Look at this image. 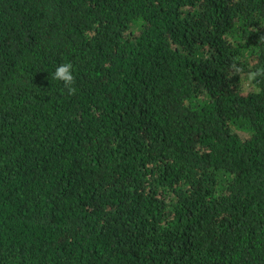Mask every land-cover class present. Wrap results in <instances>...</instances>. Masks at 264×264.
I'll use <instances>...</instances> for the list:
<instances>
[{
	"label": "trees",
	"instance_id": "1",
	"mask_svg": "<svg viewBox=\"0 0 264 264\" xmlns=\"http://www.w3.org/2000/svg\"><path fill=\"white\" fill-rule=\"evenodd\" d=\"M261 37L264 0H0V264H264Z\"/></svg>",
	"mask_w": 264,
	"mask_h": 264
},
{
	"label": "clouds",
	"instance_id": "2",
	"mask_svg": "<svg viewBox=\"0 0 264 264\" xmlns=\"http://www.w3.org/2000/svg\"><path fill=\"white\" fill-rule=\"evenodd\" d=\"M261 39H264V37H261ZM236 71L239 72L240 69L237 68ZM51 75L53 80L63 83V86L67 90L68 94H75V88L73 86L75 77L73 75V65L71 63L60 64ZM258 77H264V69L250 71L246 77V84L248 86H254V82L257 81Z\"/></svg>",
	"mask_w": 264,
	"mask_h": 264
}]
</instances>
